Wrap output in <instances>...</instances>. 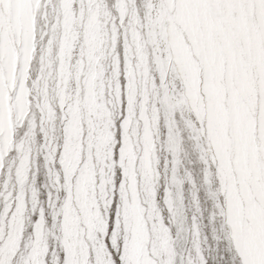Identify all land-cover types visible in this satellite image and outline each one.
Returning a JSON list of instances; mask_svg holds the SVG:
<instances>
[{
	"label": "snow or ice",
	"instance_id": "obj_1",
	"mask_svg": "<svg viewBox=\"0 0 264 264\" xmlns=\"http://www.w3.org/2000/svg\"><path fill=\"white\" fill-rule=\"evenodd\" d=\"M0 264H264V0H0Z\"/></svg>",
	"mask_w": 264,
	"mask_h": 264
},
{
	"label": "rangeland",
	"instance_id": "obj_2",
	"mask_svg": "<svg viewBox=\"0 0 264 264\" xmlns=\"http://www.w3.org/2000/svg\"><path fill=\"white\" fill-rule=\"evenodd\" d=\"M38 182L41 183V184L44 182V176H43V175H41V176L39 177ZM185 187H187V185H185ZM205 223H207V221H205ZM30 230H31V229H29V231H30Z\"/></svg>",
	"mask_w": 264,
	"mask_h": 264
}]
</instances>
